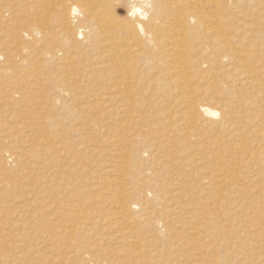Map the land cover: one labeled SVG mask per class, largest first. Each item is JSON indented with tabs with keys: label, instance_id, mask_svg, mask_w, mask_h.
I'll return each mask as SVG.
<instances>
[{
	"label": "bare ground",
	"instance_id": "6f19581e",
	"mask_svg": "<svg viewBox=\"0 0 264 264\" xmlns=\"http://www.w3.org/2000/svg\"><path fill=\"white\" fill-rule=\"evenodd\" d=\"M5 10L22 19L0 32L2 111L32 107L40 121L0 137V264H38L42 249L60 264H264V0H0ZM216 147L232 166L211 168ZM255 182L257 199L223 204ZM118 248L129 258L113 263Z\"/></svg>",
	"mask_w": 264,
	"mask_h": 264
},
{
	"label": "rangeland",
	"instance_id": "374dc122",
	"mask_svg": "<svg viewBox=\"0 0 264 264\" xmlns=\"http://www.w3.org/2000/svg\"><path fill=\"white\" fill-rule=\"evenodd\" d=\"M13 16H15V18H16V20H15V23H12L11 21H9V20H6V19H3V17H7V16H11V12L10 11H8V10H5V13L4 12H2L1 14H0V23H1V21L2 20H6V21H8L9 22V24H4V25H1L0 26V32L2 33V32H6V33H11V32H13V31H15L16 30V28L15 27H18V28H21L20 27V22H21V19H22V17H20V15L19 14H12ZM23 30H25V29H20V34H22V31ZM0 43H2V41L0 40ZM22 47V46H21ZM21 47H19L18 48V50H17V52L19 51V49L21 48ZM21 55H22V58L25 60V59H30V56H29V53L28 52H26V50H24V51H22L21 52ZM27 63V65H28V67L27 68H24V66L26 65V64H21V65H16L18 68H20V70H18V71H15L14 72V74L12 75V77H17V76H22V75H24L25 74V72L28 70V68H32V64H31V61H28V62H26ZM23 66V67H22ZM2 69H4V68H2ZM4 71V70H3ZM6 72V71H5ZM10 72V71H9ZM9 74V73H8ZM11 74V73H10ZM46 74H48V72H46ZM49 93V90H46V94H48ZM4 109V107H2V104H0V112H3L2 110ZM13 112H16V114L19 116V118H15L16 120H10V117L13 115ZM39 114H40V111H38V110H34V109H32V107H30L28 110H20L19 108H16L14 111H9V112H3L2 114L0 113V121L1 120H4V123H5V125H4V127L2 128V130L0 131V137H4V136H1V134L3 135V133H2V131H10L11 129H15V128H17L18 126H20V125H22V124H29V123H36V122H39L40 120H38V119H36V117H38L39 116ZM61 125H59V126H56V127H60ZM68 127H67V125L65 126V129L64 130H66ZM64 130L63 131H60L59 132V134L60 135H63V132H64ZM36 134H37V132L34 130V132H32V133H30V136L31 137H35L36 136ZM209 135V133L208 134H202V139H201V141H198L197 143H199L198 144V146L199 145H202V143L205 141V137H207ZM2 141H4V138H0ZM7 144V143H6ZM6 146V145H5ZM74 147V148H73ZM116 147H118V146H115V147H109V148H107V149H109V150H111V149H114V148H116ZM71 147H69V151H71V149H73L72 151H76V149L78 150V147L76 146V145H74V146H72V148L70 149ZM6 147H4V149H3V147H2V150H3V155L2 156H5L6 158H4V159H9L10 157H9V153L8 152H6ZM4 150H5V152H4ZM27 154H29V153H31V147L30 148H27L26 149V151H25ZM214 153H218L219 154V157H208V155L210 154V153H207V154H205V157H208L209 158V164H210V166H211V168L212 167H215V169L218 167V169L219 168H221V166L220 165H223L222 163H221V161H227V163L229 164V167L230 166H232L233 165V162H234V158L233 157H229V155H227V154H225V153H223V152H220V150L216 147L215 149H214ZM7 154H8V156H7ZM8 157V158H7ZM240 161V160H239ZM241 162H243L244 163V166H246L244 169L245 170H243V173L245 172V173H247V171H248V167H247V165L245 164V162L242 160ZM221 163V164H220ZM207 165V163L206 164H204V166H206ZM203 170H205V168H202ZM244 173V174H245ZM86 175V174H85ZM0 182L1 183H4L5 182V180H3V179H0ZM244 182H246V181H244ZM243 182V183H244ZM257 183V184H256ZM251 184H253V183H246V184H244V185H239V186H230L229 188H228V196L225 198V200H224V202H223V204L224 205H227L228 206V204H231V202H233V200L234 199H239L240 197H249V196H246V195H249V193L250 192H256L257 191V193L256 194H254V195H256V196H253L252 198H254V199H257V194H260V190L258 189V187L259 186H256V185H258L259 183L258 182H255V184H253V185H251ZM262 184H264V183H262ZM261 189H262V187H260ZM262 191L264 192V190L262 189ZM233 198V199H232ZM23 201V198H20L19 200H17V201H12L11 203L13 204L12 206H10V204H8V205H5V207L7 208V209H11V210H13V208H18V206H20V204L19 203H21ZM246 201V203H248V200H245ZM220 202V199L218 198L217 199V203H219ZM6 209V210H7ZM18 210V209H17ZM19 210H20V208H19ZM25 222H27V221H25ZM41 223V222H40ZM26 224V223H25ZM42 226V224H40V225H38V227H41ZM84 233H86V234H88L86 231H84ZM101 233V231H99V234ZM91 234V233H90ZM3 242H10L9 240H4ZM27 244H25L24 245V247L26 248L25 250H27ZM60 247V246H59ZM61 247H62V245H61ZM113 247V246H112ZM111 247V248H112ZM62 248H64V247H62ZM110 248V247H109ZM106 249H108V247L106 248ZM43 250L44 249H42V250H40V252H39V254L41 255V257H40V263H38V264H52V263H50V262H52L54 259H50L51 261H47V260H44L45 259V256L43 255ZM45 251V250H44ZM108 251H109V249H108ZM114 252H116L115 250H114ZM124 250H119V248H118V260H114V261H112L113 263H119L124 257V259H128L129 257H126L125 255H123L124 254ZM35 255V254H34ZM32 257V255L29 257V258H27L26 260H23L24 261V264H32L33 263V261L35 260V259H30ZM113 258H115V256L113 255ZM11 259V258H10ZM9 259V260H10ZM58 260V263H57V261H55L56 260V258H55V260L53 261V263L54 264H60L61 263V261L64 259H61V258H57ZM30 260L32 261V263L30 262ZM60 261V262H59ZM7 262H5V263H3L2 262V264H6ZM9 264V263H8Z\"/></svg>",
	"mask_w": 264,
	"mask_h": 264
}]
</instances>
